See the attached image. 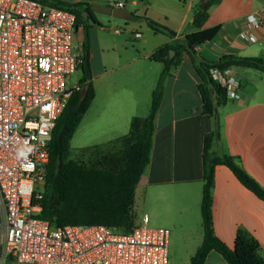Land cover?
Listing matches in <instances>:
<instances>
[{
  "label": "crops",
  "instance_id": "crops-1",
  "mask_svg": "<svg viewBox=\"0 0 264 264\" xmlns=\"http://www.w3.org/2000/svg\"><path fill=\"white\" fill-rule=\"evenodd\" d=\"M75 4L112 5L115 0H60ZM203 0H142V10L132 21L131 38L111 28L112 41L88 29L89 64L94 99L76 132L82 142L80 155L85 160L118 153L122 138L135 117H146L151 94L163 66L150 60L163 46L182 44L193 33V13ZM138 6L135 0L129 3ZM264 0H218L208 9L204 29L219 27L208 42L191 55L182 52L178 66L164 79L161 103L154 120L149 164L135 187L133 213L137 221L144 215L148 224L162 225L178 241L185 262L196 253L203 240L200 203L203 186V141L218 123L216 149L235 159L241 169L264 189V73L248 68H229L241 84L244 102L231 99L215 108V117L203 113L197 67L202 61H217L225 55L264 58V42L245 44L238 33L242 18L257 11ZM147 20L164 26L175 35L153 32ZM98 27L99 29H93ZM134 33L140 37L135 38ZM85 41L82 26H77L73 45L80 52ZM111 52L112 55H109ZM175 54V53H174ZM174 56V55H173ZM97 60V69L94 68ZM79 76L70 79L69 88ZM79 132V133H78ZM78 140V138H77ZM70 141V143H71ZM71 148V147H70ZM84 163V162H83ZM86 164V163H84ZM91 165V163L89 164ZM211 221L215 237L233 249L239 231L258 244L264 259V201L247 190L223 165L214 168L211 187ZM204 264H226L211 251Z\"/></svg>",
  "mask_w": 264,
  "mask_h": 264
},
{
  "label": "built area",
  "instance_id": "built-area-1",
  "mask_svg": "<svg viewBox=\"0 0 264 264\" xmlns=\"http://www.w3.org/2000/svg\"><path fill=\"white\" fill-rule=\"evenodd\" d=\"M76 27L68 11L36 0H0V264H169V230L150 227L146 215L130 230L53 227L39 219L48 142L76 88L68 86L80 63ZM238 37L264 42V5L242 18ZM209 76L227 99L244 102L229 68H211Z\"/></svg>",
  "mask_w": 264,
  "mask_h": 264
},
{
  "label": "trees",
  "instance_id": "trees-1",
  "mask_svg": "<svg viewBox=\"0 0 264 264\" xmlns=\"http://www.w3.org/2000/svg\"><path fill=\"white\" fill-rule=\"evenodd\" d=\"M36 1L72 13L76 19V26L81 25L85 32V41L79 54L80 78L76 88L70 91L48 142V164L39 201L41 206L39 219L53 227L103 225L130 230L137 223L133 213L135 187L149 164L154 120L161 103L164 79L178 66L182 52L191 55L196 47L210 41L217 34L219 27L204 29L203 26L208 18L209 7L218 0H203L204 10L195 8L191 23L195 31L185 35L182 44L163 45L153 52L150 60L162 64L163 70L151 94L147 116L132 119L128 134L121 139L123 143L121 151L102 156L97 164L90 166L71 158L70 141L95 96L89 64L88 29L91 26H99V23L95 19L91 5L87 3ZM134 18V14L131 13L130 19ZM147 24L155 33L170 37L175 35L173 31L151 20H147ZM171 50L175 54L169 58ZM231 67L254 69L264 73V58L225 55L217 61L200 62L197 73L202 81L199 86L202 110L210 117H215V108L223 104L227 97L225 91L211 80L209 69L223 70ZM218 142L219 129L215 119L213 131L206 134L203 141V186L200 203L203 240L190 258L189 264H204L211 251L219 254L226 264H264V259L258 254L257 242L245 233L241 231L237 233L233 249H229L213 233L211 187L215 166L227 167L247 190L264 201V189L239 167L234 158L217 151Z\"/></svg>",
  "mask_w": 264,
  "mask_h": 264
},
{
  "label": "rangeland",
  "instance_id": "rangeland-1",
  "mask_svg": "<svg viewBox=\"0 0 264 264\" xmlns=\"http://www.w3.org/2000/svg\"><path fill=\"white\" fill-rule=\"evenodd\" d=\"M202 3L204 2H201L200 4H198L197 7H199V5H201ZM127 9L129 10L130 13L135 14V13L141 12L142 7L140 3L138 6H135V7L131 6L130 4H127ZM95 17L97 18V20L100 22V24L104 28L103 30H99L98 32L102 37H105L112 41L113 33L110 30L111 28L120 29L122 31V33L120 34L122 35L121 37L131 38L133 36L132 32L135 30L133 26L135 25L134 22L124 21L121 19H114L108 15H104V14H100L96 12H95ZM93 29H99V28L95 27ZM109 55H112L111 52ZM93 64H94V68L97 69V60H94ZM78 76L79 74H74L72 75V79L75 80ZM70 84L68 85L69 87H70ZM81 146H82V142L79 140V136H77L76 134L75 138L70 143L71 158L76 161L82 162V163L84 162L88 166H90L89 165L90 163L91 165L95 164L98 161V158L96 157H93L90 159L92 160V162H89L85 160L84 158H82V156L80 155ZM149 226L154 227V228L163 227L162 225H153L151 223L149 224ZM168 262L169 264H187L185 262L184 255L180 251L178 241L173 237L172 234H169Z\"/></svg>",
  "mask_w": 264,
  "mask_h": 264
},
{
  "label": "water",
  "instance_id": "water-1",
  "mask_svg": "<svg viewBox=\"0 0 264 264\" xmlns=\"http://www.w3.org/2000/svg\"><path fill=\"white\" fill-rule=\"evenodd\" d=\"M205 8V3H202L199 5L198 9L204 10ZM91 10L95 13H100L104 15H108L114 19H121L124 21H127L131 18V13L127 9L126 6L123 7H113L111 5H97V4H92L91 5ZM193 19H191V22ZM174 55V52L171 50L169 51V58H172ZM216 112V110H215Z\"/></svg>",
  "mask_w": 264,
  "mask_h": 264
}]
</instances>
